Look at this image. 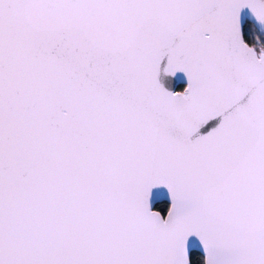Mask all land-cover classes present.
<instances>
[{
    "label": "snow or ice",
    "instance_id": "snow-or-ice-1",
    "mask_svg": "<svg viewBox=\"0 0 264 264\" xmlns=\"http://www.w3.org/2000/svg\"><path fill=\"white\" fill-rule=\"evenodd\" d=\"M0 264H264V0H0Z\"/></svg>",
    "mask_w": 264,
    "mask_h": 264
}]
</instances>
